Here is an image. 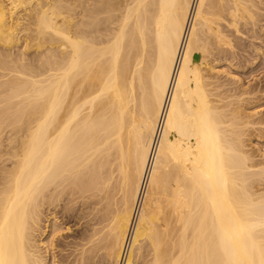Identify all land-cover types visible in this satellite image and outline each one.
Listing matches in <instances>:
<instances>
[{
    "label": "bare ground",
    "instance_id": "6f19581e",
    "mask_svg": "<svg viewBox=\"0 0 264 264\" xmlns=\"http://www.w3.org/2000/svg\"><path fill=\"white\" fill-rule=\"evenodd\" d=\"M263 5L0 0V264H264Z\"/></svg>",
    "mask_w": 264,
    "mask_h": 264
},
{
    "label": "rangeland",
    "instance_id": "374dc122",
    "mask_svg": "<svg viewBox=\"0 0 264 264\" xmlns=\"http://www.w3.org/2000/svg\"><path fill=\"white\" fill-rule=\"evenodd\" d=\"M264 6V5H263ZM263 23H264V21H263ZM258 32V37H259V35H260V38H258V40H256V43L258 44V45H260V44H262V45H260V46H262V48L264 47V33L262 32V31H260L259 32V30L257 31ZM260 33H262V34H260ZM263 41V42H262ZM261 42V43H260ZM248 49V51H249V48H247ZM247 49H246V53H244L245 54V56L246 55H249V57H251V55H252V53H251V51H249V53H248V51H247ZM264 49V48H263ZM243 54V55H244ZM251 54V55H250ZM246 57H248V56H246ZM263 62H264V56H263ZM262 62V61H261ZM222 65V64H221ZM248 66V65H247ZM241 66L240 68H235V67H233V66H229L230 68H229V70L230 71H232L231 72V76L232 77H236V75L237 76H239V77H241V79H242V81H241V83L243 82L244 84H245V86L247 85V87H253V88H255V87H257L258 86V88H263L262 90V92L259 94V96H261L262 95V97L264 96V68H262V67H264V63L262 64V63H259L257 66H254V67H250V66ZM255 71V72H254ZM256 77V78H255ZM238 84V83H237ZM255 86V87H254ZM263 93V94H262ZM245 107V106H244ZM243 107V108H244ZM246 107L247 108H245V109H248V113L247 114H250V112L249 111H251V113H254L255 111L256 112H258L257 113V115L256 116H258V117H260V116H264V98H262V100H257V102H255V103H250V104H248V106H247V104H246ZM245 109H242V111H244ZM252 110H253V112H252ZM257 133V132H256ZM259 137L260 138H258V135L257 136H252L251 138H252V143H250V142H248V144L250 145H248V148H252L255 152H254V154L257 156L256 157V159H258V161L260 160V162H264V157H263V153H261V151H263L264 150V137H262V136H260L259 135ZM262 137V138H261ZM252 145V146H251ZM251 149V150H252ZM257 150V151H256ZM257 152V153H256ZM260 152V153H259ZM259 153V154H258ZM262 156V157H260V156ZM263 159V160H261V159ZM260 182H262V181H260ZM264 180H263V182L261 183V187H262V189L264 188ZM72 224H74V222H71L70 223V225H72ZM73 229H75V227H73ZM77 235V231L75 230L74 232H72L71 234H70V237H69V239L71 238H73V237H75ZM61 248H64V245H61ZM57 254H58V257L60 258V257H62V256H64L65 255V253L66 252H62V254L61 253H59V252H56ZM61 255V256H60ZM63 264H66V263H63ZM97 264H103L102 262H99V263H97Z\"/></svg>",
    "mask_w": 264,
    "mask_h": 264
}]
</instances>
